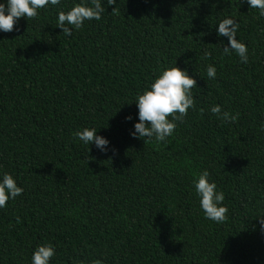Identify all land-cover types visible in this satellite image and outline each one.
Listing matches in <instances>:
<instances>
[{"label": "trees", "instance_id": "obj_1", "mask_svg": "<svg viewBox=\"0 0 264 264\" xmlns=\"http://www.w3.org/2000/svg\"><path fill=\"white\" fill-rule=\"evenodd\" d=\"M78 3L92 6L61 0L0 31V181L24 189L0 208V264H32L49 243L50 264H264V16L247 0H101L102 18L65 36L58 13ZM226 18L248 63L223 53ZM175 66L197 81L196 107L145 144L131 135L136 97ZM85 127L107 152L74 138ZM204 170L225 195L224 223L200 206Z\"/></svg>", "mask_w": 264, "mask_h": 264}, {"label": "clouds", "instance_id": "obj_2", "mask_svg": "<svg viewBox=\"0 0 264 264\" xmlns=\"http://www.w3.org/2000/svg\"><path fill=\"white\" fill-rule=\"evenodd\" d=\"M250 8L259 9L260 15L264 16V0H247ZM61 0H7V3H0V31L12 32L15 24L20 18L28 21L37 18L40 9L45 7L58 6ZM92 6L85 3H78L70 11H60L58 13V28L62 29L65 36H72L73 29L83 28L85 21L102 18L105 8L101 0H90ZM117 0H107L108 5H115ZM118 6L112 11L118 13ZM218 27V35L228 37L230 47H223L225 55L235 52L241 63H248L247 45L237 39L239 23L232 18L221 20ZM210 56L211 53H206ZM217 70L209 65L207 76L215 79ZM197 81L187 72L179 67H172L162 72L142 94L136 97V104L139 110V122L134 125L135 131L131 133L134 138L144 139L145 144L153 139L157 144L165 142L172 136L178 123H183L188 115L189 109H195V99L192 96V89L196 87ZM210 112L224 122H235L239 119V114H231L222 111L220 105L212 106ZM171 118V119H170ZM132 120L131 116L126 117ZM95 128L85 127L73 133L74 138H78L86 145L95 144L101 151L107 152L109 141L98 136ZM197 179L193 181L196 194L200 197V206L207 219L216 223H224L227 219L228 208L223 205L225 195L223 191H217V185L210 182V173L204 170L197 173ZM24 189L17 185L16 180L9 173H4L0 181V208L7 207L10 199L14 200L23 193ZM260 223L264 226V216H260ZM19 222L20 218H16ZM264 231V227H262ZM56 255L52 244L38 246L32 255V264H50L51 259ZM75 264H80L79 261ZM92 264H102L101 260H94Z\"/></svg>", "mask_w": 264, "mask_h": 264}]
</instances>
